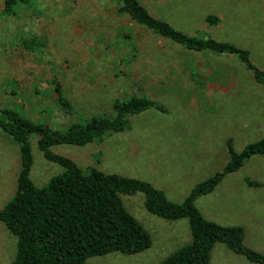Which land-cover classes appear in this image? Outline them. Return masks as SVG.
<instances>
[{
    "label": "rangeland",
    "instance_id": "1",
    "mask_svg": "<svg viewBox=\"0 0 264 264\" xmlns=\"http://www.w3.org/2000/svg\"><path fill=\"white\" fill-rule=\"evenodd\" d=\"M0 0V109L64 131L92 118H113L115 102L146 98L150 108L127 117V128L54 154L83 171L96 169L150 183L181 203L193 187L229 161L226 143L239 153L264 137V85L234 55L193 52L119 13V0ZM152 16L184 34L248 51L264 71V0H138ZM213 15L218 22L208 24ZM23 41L38 45L25 49ZM43 44V47L39 43ZM61 85L64 106L52 82ZM30 178L45 186L62 168L47 161L32 140ZM20 172L18 146L0 129V211L13 197ZM249 179L262 187H249ZM123 207L148 232L141 253L94 256L86 264H160L191 242L186 219L149 213L144 195H120ZM202 216L241 226L243 244L264 255V156H253L196 200ZM16 239L0 222V264H10ZM210 264H257L216 244Z\"/></svg>",
    "mask_w": 264,
    "mask_h": 264
},
{
    "label": "trees",
    "instance_id": "2",
    "mask_svg": "<svg viewBox=\"0 0 264 264\" xmlns=\"http://www.w3.org/2000/svg\"><path fill=\"white\" fill-rule=\"evenodd\" d=\"M15 1L28 4L32 0H5L7 15L13 14ZM119 13L188 51L234 55L253 73L256 83L264 85V71L251 63L246 50L210 38L188 36L149 14L138 0H119ZM206 22L214 24L218 18L208 15ZM23 45L27 51L37 52L38 45L28 41H23ZM52 83L59 103L65 106L68 102L63 97L61 85ZM113 108V118H92L85 123L71 124L64 131L33 122L9 108L0 109V129L18 146L20 156L15 193L0 211V222L16 239L15 255L10 264H86V260L94 256L143 252L151 246L150 236L126 211L120 199V195L131 196L138 192L143 193L144 206L149 213L168 221L186 219L188 222L191 242L160 264H210V253L218 243L249 262L264 264V255L243 244L241 226H222L209 221L195 203L197 198L213 192L226 175L239 170L246 160L256 155L264 156V137L248 144L239 153L228 140L229 161L224 169L196 184L181 203H174L148 182L104 174L96 169L85 173L74 161L52 152V147L58 145L84 147L105 134L123 131L127 128L128 116L150 108L160 110L148 99L136 97L115 102ZM32 140L47 161L62 168V172L43 187L35 186L30 178ZM245 182L249 187H262L249 179Z\"/></svg>",
    "mask_w": 264,
    "mask_h": 264
}]
</instances>
